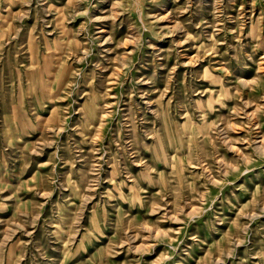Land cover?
I'll list each match as a JSON object with an SVG mask.
<instances>
[{"label": "rangeland", "instance_id": "obj_1", "mask_svg": "<svg viewBox=\"0 0 264 264\" xmlns=\"http://www.w3.org/2000/svg\"><path fill=\"white\" fill-rule=\"evenodd\" d=\"M0 264H264V0H0Z\"/></svg>", "mask_w": 264, "mask_h": 264}]
</instances>
